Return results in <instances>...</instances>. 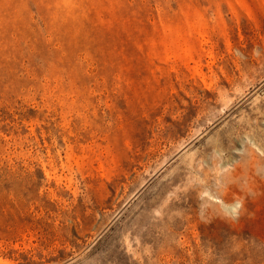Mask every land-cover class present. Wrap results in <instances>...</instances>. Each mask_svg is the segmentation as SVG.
Here are the masks:
<instances>
[{
	"label": "rangeland",
	"instance_id": "rangeland-1",
	"mask_svg": "<svg viewBox=\"0 0 264 264\" xmlns=\"http://www.w3.org/2000/svg\"><path fill=\"white\" fill-rule=\"evenodd\" d=\"M0 258L264 264V0H0Z\"/></svg>",
	"mask_w": 264,
	"mask_h": 264
},
{
	"label": "bare ground",
	"instance_id": "bare-ground-1",
	"mask_svg": "<svg viewBox=\"0 0 264 264\" xmlns=\"http://www.w3.org/2000/svg\"><path fill=\"white\" fill-rule=\"evenodd\" d=\"M236 205L237 204H235V203L233 204V206H236ZM0 264H7V262L5 260H3V259L0 258Z\"/></svg>",
	"mask_w": 264,
	"mask_h": 264
},
{
	"label": "water",
	"instance_id": "water-1",
	"mask_svg": "<svg viewBox=\"0 0 264 264\" xmlns=\"http://www.w3.org/2000/svg\"><path fill=\"white\" fill-rule=\"evenodd\" d=\"M163 169H164V168H163ZM163 169H162L158 174H156V176L159 175V174L163 171ZM156 176H155V177H156ZM141 191H142V190H141ZM141 191L135 196V198L141 193Z\"/></svg>",
	"mask_w": 264,
	"mask_h": 264
}]
</instances>
